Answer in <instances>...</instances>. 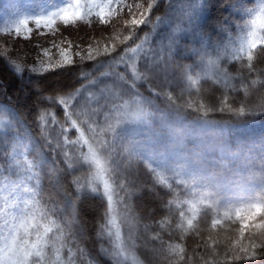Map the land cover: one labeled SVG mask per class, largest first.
Masks as SVG:
<instances>
[{"label":"trees","instance_id":"1","mask_svg":"<svg viewBox=\"0 0 264 264\" xmlns=\"http://www.w3.org/2000/svg\"><path fill=\"white\" fill-rule=\"evenodd\" d=\"M23 1L0 5V232L7 235L5 220L19 225L9 206L20 203L13 198L19 193L28 219L41 232L52 227L43 264H132L105 233L106 200L89 190L90 149L115 194L123 249L138 264H224L226 251L260 244L264 227L253 226L260 217L241 237L236 212L246 216L264 203V112L229 110L264 105V50H255L251 70L233 54L251 18L244 10L259 0H198L194 10L193 0H148L150 14L127 44L120 43L129 34L127 8L108 24L97 22L98 8L93 23L60 24L55 35H37L30 23L29 40L9 37L4 28ZM145 35L136 53L126 51ZM89 45L99 48L96 60L40 70V60L61 59V47L79 61L75 53ZM5 49L15 55L4 57ZM137 112L147 115L138 121ZM78 130L88 146L65 143ZM230 264H264V256Z\"/></svg>","mask_w":264,"mask_h":264},{"label":"snow or ice","instance_id":"2","mask_svg":"<svg viewBox=\"0 0 264 264\" xmlns=\"http://www.w3.org/2000/svg\"><path fill=\"white\" fill-rule=\"evenodd\" d=\"M198 6V0H193L192 9L194 10ZM96 7L99 8V11L96 12V16L99 18L97 22L100 24H108L114 12H116L117 15L119 14V9H128L129 18L125 19L123 23L129 34L124 36L120 41L121 44H127L128 41L133 40V36L139 26L146 22L151 11L152 3L148 2V0H144V3L142 4H127L124 0H107L106 4L96 5ZM244 11L251 18L244 26H242L241 31L243 34L239 37V44L234 49L233 54L234 58L239 60L246 58L248 68L251 70L254 67L251 62L253 61L255 50H264V0H259L258 7L246 8ZM91 15V8L86 4H82L81 0H75V2H69L68 0L63 7H59L56 11L48 14L31 17L24 16L23 18L14 21L13 26L4 29V32L9 37L14 35L17 38L23 37L24 40H29L34 31V29L30 27V23H33L37 35H48L49 33L55 35L59 31L58 25L60 24L75 25L78 21L93 23L90 19ZM41 30H47V32ZM147 39L148 37L145 35L139 43L135 44V47H128L126 51L136 53L137 49H139ZM52 44L54 47H59L56 45L55 41H52ZM69 47H71V42H69ZM76 47L79 48L80 46L77 45ZM117 50L118 46L113 43L111 45V52H116ZM67 52L68 49L61 47L60 60L52 62L51 59H49L47 64H45L43 60H40V70L49 71L76 62L80 63L86 60L93 61L101 55L99 48L94 51L91 45H89L88 49L84 51L83 55H81L79 51L75 53L76 56H79V61L74 60V58L69 56ZM104 53H109V47L107 44L104 46ZM2 55L9 58L11 55H15V53L10 52L9 49H5ZM44 56H49V50L47 48L44 49ZM122 61H124L123 56L118 62ZM9 62L15 67L17 72L22 71L20 65H18L15 60L9 59ZM178 67H180L181 71H185L183 66ZM31 70L34 72L38 71L35 65H33ZM103 74L107 75L108 72ZM253 83H255V81H253ZM49 99H57V97L54 98L50 96ZM59 103L66 105V101L62 97L60 98ZM113 106L116 108L117 113L122 111V109L116 105L115 101H113ZM229 110L236 114L264 112V105L247 107L241 102L235 108H232L231 105H229ZM219 111L223 112L225 109L221 107L219 108ZM146 115V113H132V116L137 119ZM40 119L41 121H44V115H41ZM72 123L75 124V121H72ZM109 130L114 133L115 128L110 125ZM49 143L51 144L52 142L49 141ZM55 147L60 148L61 145L57 143ZM112 151L115 153V148H113ZM64 154L65 156L68 155L67 152ZM31 167L32 165H29V170H31ZM260 167L261 174L264 175V161L261 162ZM29 179H31V176H29ZM105 189L107 190V185H105ZM25 191L31 190L25 189ZM13 198L20 201L15 209L19 215L12 217L13 220H19V225L17 226L13 223L9 226V221L5 220L7 235L0 232V254H2L0 255V264H43L46 249L49 248V233L52 232V227L45 226L41 232L40 226L28 219V212L25 210L24 202L19 193ZM108 199L109 201L112 200V195L110 193H108ZM180 215H183V213H180ZM225 215H227V213H225ZM236 216L243 221L242 226L239 229L242 237L245 230L250 227V222L255 221L257 217H260V221L253 226L257 228L264 227V203L252 205L246 216L242 215L239 211L236 212ZM219 223H221L220 220H215L213 221V226ZM189 224H191V221H189ZM253 236L255 237V234H253ZM259 238L261 239L260 244L252 242L248 246L241 245L238 248L226 251L224 253V264H230V262L233 261H253L264 256V233H262Z\"/></svg>","mask_w":264,"mask_h":264},{"label":"rangeland","instance_id":"3","mask_svg":"<svg viewBox=\"0 0 264 264\" xmlns=\"http://www.w3.org/2000/svg\"><path fill=\"white\" fill-rule=\"evenodd\" d=\"M11 1L14 0H3L1 1L0 5L1 6L3 5L2 6L3 9H8ZM99 1L100 0H81V3L88 5L91 8V10H97L98 8L96 7V5H100ZM67 2L68 0H52L50 2L47 1V2H42L41 4L38 5H34L33 4L34 0H25L21 3V7L18 6L15 8L17 14L15 16L14 21L21 19L24 16L31 17L35 15L48 14L50 12L56 11L59 7H63ZM69 2H75V0H69ZM14 21L10 22V24H14ZM2 25L5 24L1 23L0 26ZM141 118L143 119V116ZM141 118L139 119L134 118V119L140 121L142 120ZM70 129H72V127ZM76 137H77L76 140L70 141L68 139L66 140L65 143L71 144L74 142L76 143L75 145L77 147H80L81 144H85L88 146L87 144L88 142L85 140V137L81 131L79 130L77 131ZM85 157L88 159V162L92 163L93 165L88 178L89 190L96 195L103 196L107 202V206H108L106 212L107 224L105 227V233L110 238L111 243L113 244L119 255L118 257L122 262L124 263L131 262L132 264H138L135 260H133L132 257H130L127 254L126 250L123 249L124 245L126 248H128V243L125 242L124 237L122 235V231H121L122 225L118 216L115 194L108 180L106 179L103 164L100 161V159L96 156V154H94L93 151H91L90 149L87 150V152H85ZM105 185H107V190L105 189ZM108 193L112 195L111 201H109L108 199ZM9 206L13 207L14 209L16 208L14 204H10Z\"/></svg>","mask_w":264,"mask_h":264}]
</instances>
